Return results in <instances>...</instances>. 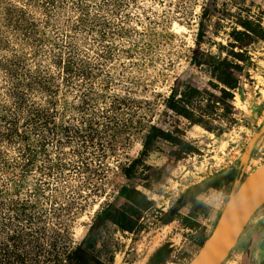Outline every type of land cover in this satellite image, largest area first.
Listing matches in <instances>:
<instances>
[{
  "label": "rangeland",
  "instance_id": "374dc122",
  "mask_svg": "<svg viewBox=\"0 0 264 264\" xmlns=\"http://www.w3.org/2000/svg\"><path fill=\"white\" fill-rule=\"evenodd\" d=\"M96 2L104 3L96 0L94 12ZM106 5L99 17L113 25L84 35L82 52L96 65L93 76L73 83L60 78L54 94L33 96L30 104L37 105L27 107L31 166L23 191L29 217L23 226L27 237L20 238V248L27 241L21 264H66L79 248L86 255L79 264H150L154 251L168 242L171 253L162 264H189L200 248L188 237L180 217L168 226L160 223L158 230L148 228L138 240L90 236L102 211L122 191L125 169L138 160L135 173L151 184L140 185L147 202L152 200L159 212L143 214L151 222V216L160 220L194 184L229 168L233 174L241 173L240 184L264 162L263 134L243 163L246 149L264 125V0H107ZM243 22L259 25L263 37L247 30ZM121 28L123 33L113 36ZM101 31L109 37L105 42L100 41ZM103 53L111 58L102 59ZM207 55L243 68L233 71L245 84L232 91V99L220 91L223 85L205 63ZM5 80L0 73L1 100L6 99ZM178 83L201 91L192 113L213 119L215 131L192 125L166 107ZM153 130L174 141L150 137ZM8 151L14 155L10 147ZM20 179L16 170L0 172V181L10 189ZM234 180L232 175L222 192L208 188L198 195L205 208L204 217L197 218L207 234L212 233ZM187 211L188 207L181 210ZM262 216L264 207L224 264H248L252 252L254 263L261 262L264 253L256 250L261 247L264 252Z\"/></svg>",
  "mask_w": 264,
  "mask_h": 264
},
{
  "label": "trees",
  "instance_id": "16d2710c",
  "mask_svg": "<svg viewBox=\"0 0 264 264\" xmlns=\"http://www.w3.org/2000/svg\"><path fill=\"white\" fill-rule=\"evenodd\" d=\"M95 1L0 0V53H6L0 56V73L6 78L2 84L6 99H0V172L16 170L21 177L11 189L0 181V264H21L27 254V241L20 248V238L23 235L27 237V229L24 230L23 226L27 225L29 217L27 192L23 194L27 186V171L31 166L27 163V107L32 109L37 105L35 102L30 104V98L42 93L54 94L60 88V78L73 83V80L93 76L96 65L92 64L89 54L82 52V46L86 43L84 35L113 25L104 17H99L100 12L106 11L107 0H102L104 3L100 5L96 2L94 12ZM243 25L253 34L263 37L259 25L249 22H243ZM122 33L123 28L113 36ZM107 38L108 35L101 31L100 41L105 42ZM99 56L104 60L111 58L110 54L105 53ZM205 63L218 73L217 79L223 85L220 91L227 95V99L233 98L234 91L243 89L244 79L241 82L233 72L242 71L238 64L211 55L206 56ZM181 84L171 89L166 107L189 119L192 125H202L209 131H215L217 127L213 119H203L205 114L196 117L192 113L194 99L201 95V91L189 84L183 87ZM226 110L229 111L228 107ZM153 136L173 140L166 134L157 135L154 130L150 133V137ZM8 147L14 151V155L10 154ZM148 151L146 146L142 154L146 156ZM138 163L135 160L125 169L129 179L135 177L134 169ZM192 227L199 229L200 225L193 223ZM210 235L202 227L196 238L192 237V242L201 249ZM85 256L79 248L66 264H79Z\"/></svg>",
  "mask_w": 264,
  "mask_h": 264
},
{
  "label": "flooded vegetation",
  "instance_id": "af4514ba",
  "mask_svg": "<svg viewBox=\"0 0 264 264\" xmlns=\"http://www.w3.org/2000/svg\"><path fill=\"white\" fill-rule=\"evenodd\" d=\"M226 171H229V174L223 176L219 180L211 182L206 189L192 193L191 196L187 199V201L183 205V207L173 216L168 217V212L171 209V207H173L174 204L170 208H168L164 214H162L160 220L159 217L157 216H151V220H152L151 222H149V220H147L143 214L153 211V215H158L159 212L155 210L156 204L154 202H151L152 200L151 201L149 200L147 202L144 196L146 195V193L140 190L141 182L144 183L145 188H151V184L149 183L148 179L144 180L143 178L140 177V175L137 176L136 173H135V177H133L132 179H129L126 176L127 181L124 184L122 191L118 193L114 197V199L102 211L100 215V220L94 226L93 230L90 232V236L94 238L101 237L107 239H118V237L124 238L123 235H126L131 237L130 241H132L134 237L135 239L138 240L143 237V235L145 234L148 228H153L154 230H158L160 223H162V225L164 226L165 225L168 226L174 223L175 220H177V218L180 217V220L182 221L184 227L189 233L188 237H190L192 241V237L196 238L199 229H201L202 227L205 228L200 224L197 218L200 216L204 217L203 208H205V204L203 200L199 198L198 195L203 193L208 188L210 189L212 188L216 192H222V190L226 186H228L232 175H235L234 183H236L238 180L240 181L239 177L241 173L239 171L236 170V172L233 174V168H229L224 170L223 172ZM210 177H208L207 179H209ZM133 182H135V185H132ZM234 183L230 190H232ZM181 196L177 199V201L181 198ZM186 207H188L187 214L185 213L182 214L181 210ZM261 219H263V222H261V224H264V216H262ZM193 223L194 225L195 224L200 225V228L195 229L194 227H192ZM263 243L264 242H262V244ZM170 247L172 246L169 242L165 245L159 246L152 254L150 258V264L151 263L162 264L169 257L171 253ZM256 251H259L260 253H264L263 251H261V247ZM253 254L254 252L251 253L250 258L248 259L249 262L248 264H256L254 263L255 260L253 259ZM245 257H246V253H245ZM263 262H264V258L258 264H262Z\"/></svg>",
  "mask_w": 264,
  "mask_h": 264
},
{
  "label": "water",
  "instance_id": "95a60500",
  "mask_svg": "<svg viewBox=\"0 0 264 264\" xmlns=\"http://www.w3.org/2000/svg\"><path fill=\"white\" fill-rule=\"evenodd\" d=\"M254 1L260 3L263 0ZM263 134L264 125L246 149L243 163L246 162L250 148ZM227 174L229 171L215 174L189 188L171 207L168 217L177 213L192 193L206 189L211 182L219 180ZM239 182L238 180L235 183L211 235L189 264H224L250 221L264 207V162L240 184ZM132 185H135V182Z\"/></svg>",
  "mask_w": 264,
  "mask_h": 264
},
{
  "label": "bare ground",
  "instance_id": "6f19581e",
  "mask_svg": "<svg viewBox=\"0 0 264 264\" xmlns=\"http://www.w3.org/2000/svg\"><path fill=\"white\" fill-rule=\"evenodd\" d=\"M261 233H262V232H261ZM263 233H264V232H263ZM263 233H262V234H263ZM261 238H262V237H261Z\"/></svg>",
  "mask_w": 264,
  "mask_h": 264
},
{
  "label": "crops",
  "instance_id": "0c3cea01",
  "mask_svg": "<svg viewBox=\"0 0 264 264\" xmlns=\"http://www.w3.org/2000/svg\"><path fill=\"white\" fill-rule=\"evenodd\" d=\"M245 232H246V231H245ZM245 232H244V233H245ZM244 237H246V236H244Z\"/></svg>",
  "mask_w": 264,
  "mask_h": 264
}]
</instances>
